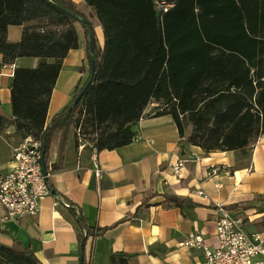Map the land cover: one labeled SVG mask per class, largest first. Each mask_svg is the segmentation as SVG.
I'll return each mask as SVG.
<instances>
[{"label":"trees","instance_id":"trees-1","mask_svg":"<svg viewBox=\"0 0 264 264\" xmlns=\"http://www.w3.org/2000/svg\"><path fill=\"white\" fill-rule=\"evenodd\" d=\"M84 1L101 26V49L95 46L90 20L72 0H0V64L18 57L39 59L35 67L13 69L10 122L22 136L42 140L43 160L56 129L72 128L76 141L95 150L130 143L144 108L155 100L152 114H169L188 143L206 153L233 151L232 168L247 167L264 133V0H165L173 4L166 10L157 8L155 0ZM70 13L90 24L94 76L76 105L69 108L86 81L45 125L63 59L77 47V20ZM80 24L90 68L89 36ZM9 25L22 26L19 40L7 39ZM58 152L61 156L60 146ZM162 203L190 201L165 192ZM237 206L250 205L229 208ZM68 211L79 226L78 245L105 231L87 227L74 206ZM130 258L112 252L108 262L128 264ZM0 264L44 263L28 246L0 243Z\"/></svg>","mask_w":264,"mask_h":264},{"label":"crops","instance_id":"crops-1","mask_svg":"<svg viewBox=\"0 0 264 264\" xmlns=\"http://www.w3.org/2000/svg\"><path fill=\"white\" fill-rule=\"evenodd\" d=\"M72 1L90 20L95 46L101 49L102 29L90 7L84 0ZM74 26L77 47L63 59L45 125L70 101L90 72L83 28L77 23ZM21 32L22 26L9 25L7 39L17 41ZM38 61L36 57H18L11 64H0V174L8 170L13 147L23 138L10 122L13 69L35 67ZM157 105L155 100L146 105L133 140L114 149L95 150L80 143L72 128L53 131L43 161L49 189L55 194L41 200L35 216L0 219V243L17 249L28 246L44 264H80L79 226L68 211L72 205L87 227H106L102 234L85 240L82 264H109L112 252L130 255L128 264H205L201 249L180 247L178 242L200 232L213 246L214 224L222 209L241 215L248 231L264 226V200L254 199L264 197V133L254 144L250 164L233 169V151L206 153L188 143L179 136L169 114H152ZM93 150L103 169L99 180L90 158ZM178 158L185 159L184 167L174 172L171 164ZM165 192L185 197L190 203L164 204ZM235 203L250 206L229 208ZM2 214L0 207V217Z\"/></svg>","mask_w":264,"mask_h":264},{"label":"built area","instance_id":"built-area-1","mask_svg":"<svg viewBox=\"0 0 264 264\" xmlns=\"http://www.w3.org/2000/svg\"><path fill=\"white\" fill-rule=\"evenodd\" d=\"M155 1L157 8L163 10L173 5L165 0ZM90 158L95 178L99 180L103 169L95 150ZM42 160V140L39 138L25 135L13 147L8 170L0 174L1 220H18L38 214L41 200L51 193L46 183L47 173H43ZM184 163L185 159L178 158L171 164V169L179 172ZM63 204L69 205L66 202ZM261 218L264 224V213ZM214 236L216 242L213 246L206 242L200 232L187 235L178 242V246L201 249L205 264H264V226L248 231L241 215L222 209L215 220Z\"/></svg>","mask_w":264,"mask_h":264},{"label":"water","instance_id":"water-1","mask_svg":"<svg viewBox=\"0 0 264 264\" xmlns=\"http://www.w3.org/2000/svg\"><path fill=\"white\" fill-rule=\"evenodd\" d=\"M72 15V17H74L77 21L82 22L85 24L86 29H87V33L89 36V49H88V54H89V63H90V72L88 75V78L84 84V86L81 88V90L76 94V96L74 97L73 101L71 102L69 108H72L73 106L76 105V103L78 102V100L80 99V97L84 94V92L86 91L88 85L91 83L93 76H94V54H93V38H92V34H91V29H90V24L87 21L86 18L84 17H80L77 14L74 13H70ZM42 168H43V173L46 174V169H45V165H44V161L42 160ZM50 192L52 194H55L54 189H50ZM83 250H84V240L81 242L80 244V248H79V262L80 264L83 263Z\"/></svg>","mask_w":264,"mask_h":264},{"label":"rangeland","instance_id":"rangeland-1","mask_svg":"<svg viewBox=\"0 0 264 264\" xmlns=\"http://www.w3.org/2000/svg\"><path fill=\"white\" fill-rule=\"evenodd\" d=\"M75 23H77L78 25H80L79 21H76ZM189 130H190V127H189V126H187V127H186V133H188V132H189Z\"/></svg>","mask_w":264,"mask_h":264}]
</instances>
